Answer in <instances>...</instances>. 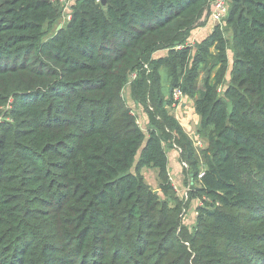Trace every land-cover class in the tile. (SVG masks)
<instances>
[{
    "label": "trees",
    "instance_id": "1",
    "mask_svg": "<svg viewBox=\"0 0 264 264\" xmlns=\"http://www.w3.org/2000/svg\"><path fill=\"white\" fill-rule=\"evenodd\" d=\"M105 1L73 0L50 34L63 0H0V264H264V0H229L197 48L212 0ZM177 90L203 163L170 112Z\"/></svg>",
    "mask_w": 264,
    "mask_h": 264
},
{
    "label": "crops",
    "instance_id": "2",
    "mask_svg": "<svg viewBox=\"0 0 264 264\" xmlns=\"http://www.w3.org/2000/svg\"><path fill=\"white\" fill-rule=\"evenodd\" d=\"M215 27L216 25L214 24V22L209 20L204 27L198 28L191 33L189 44L194 46V48H197L198 44L202 43L212 34ZM167 54V50L158 51L153 55V58H164L167 56ZM228 58L230 64H232L234 60L232 50L228 51ZM216 70L213 72L212 77H214ZM204 74L205 72L202 73L200 79L203 78ZM163 78L165 80V83L167 84V76L164 72ZM170 112L178 120L187 136L194 142V145L196 147L197 158H199L201 163H203V159L201 157V150L207 147V142L198 137V126L200 123V118L195 112L194 101L188 97H183L182 102L180 104L177 103L172 108H170ZM139 114H141V118L143 120L140 117L139 119L143 121V125L147 128V125L149 123L147 114L144 113L141 108H138L137 115L139 116ZM168 160L172 184L175 187L179 197L183 198L180 194H183L186 191L187 195L188 191L190 190V187L193 185L191 174L188 172L186 166L182 164L180 159V151L176 147L168 151ZM142 174L147 184L153 189V191L159 190L160 192L157 170L153 168H144L142 170ZM147 178H151L152 183H148ZM200 204L201 202L199 200H194L190 203L189 210L194 207L195 212L197 213V208L200 206Z\"/></svg>",
    "mask_w": 264,
    "mask_h": 264
},
{
    "label": "rangeland",
    "instance_id": "3",
    "mask_svg": "<svg viewBox=\"0 0 264 264\" xmlns=\"http://www.w3.org/2000/svg\"><path fill=\"white\" fill-rule=\"evenodd\" d=\"M72 2H73V0H63V4H64V6H65L64 15H63V17H62V19H61L60 24L58 23L57 25H54V26H53V31H52L50 34L56 32V30H57L60 26L64 25V24L68 21L69 17H68V10H67V8H68V6H71V5H72ZM50 34H49V35H50ZM124 97H125V99L128 101L129 105L131 106V109L133 110V112L137 115V109H138V108L135 106L133 100H132L131 97H130V88H129V87H127V88L125 89ZM182 98H183V97H182ZM182 98H179V99H178V100H179L178 104H180V103L182 102ZM138 117L141 118V114H139ZM1 119H2V115H0V120H1ZM141 119H142V118H141ZM142 120H143V119H142ZM142 120H140L141 127H142L144 130H146V127L143 125V123H142L143 121H142ZM147 181H148V183H152V179H151V178H147ZM157 191H159V190H157ZM159 194H160V192H159ZM160 195H161V194H160ZM180 195H181L183 198L187 199L186 191H185L183 194H180ZM161 196H162V195H161ZM189 209H190V208H189ZM196 216H197V213L195 212V208L192 207L191 210H188V211H187V213H186V215H185L184 223H185V224H189V225L192 224V226H193V224H194V222H195V219H196V218H195Z\"/></svg>",
    "mask_w": 264,
    "mask_h": 264
},
{
    "label": "built area",
    "instance_id": "4",
    "mask_svg": "<svg viewBox=\"0 0 264 264\" xmlns=\"http://www.w3.org/2000/svg\"><path fill=\"white\" fill-rule=\"evenodd\" d=\"M212 12L210 19L216 26L223 24L229 13V0H212ZM136 76H133L135 78ZM182 94L179 90L176 91V99L178 100Z\"/></svg>",
    "mask_w": 264,
    "mask_h": 264
},
{
    "label": "water",
    "instance_id": "5",
    "mask_svg": "<svg viewBox=\"0 0 264 264\" xmlns=\"http://www.w3.org/2000/svg\"><path fill=\"white\" fill-rule=\"evenodd\" d=\"M102 1H103L104 4H106V1H105V0H102ZM61 28H62V26H60V27L58 28V31H59ZM154 193H155V194H159V191H155Z\"/></svg>",
    "mask_w": 264,
    "mask_h": 264
}]
</instances>
